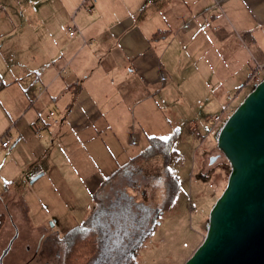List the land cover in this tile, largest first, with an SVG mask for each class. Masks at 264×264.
<instances>
[{
	"label": "crops",
	"instance_id": "crops-1",
	"mask_svg": "<svg viewBox=\"0 0 264 264\" xmlns=\"http://www.w3.org/2000/svg\"><path fill=\"white\" fill-rule=\"evenodd\" d=\"M22 1L0 0V96L15 91L18 108L11 117L0 102V223L5 192L16 202L9 196L21 184L46 175L40 160L49 139L63 146L65 161L56 169L68 192L65 164L106 161L101 171L74 176L92 192L109 163L127 156L130 137L139 142L133 109L154 88L212 76L244 87L254 70L249 56L264 66V0H97L91 12L84 0ZM73 24L80 34L71 37ZM157 32L163 35L155 38ZM5 234L0 226V241Z\"/></svg>",
	"mask_w": 264,
	"mask_h": 264
},
{
	"label": "rangeland",
	"instance_id": "rangeland-1",
	"mask_svg": "<svg viewBox=\"0 0 264 264\" xmlns=\"http://www.w3.org/2000/svg\"><path fill=\"white\" fill-rule=\"evenodd\" d=\"M26 2L22 1L24 4ZM1 18L3 19V16ZM11 20L19 24L20 18L16 16ZM19 48L21 55L26 57V50L22 49L21 45ZM7 57L13 61L18 55L10 53ZM250 60L251 66L256 68L259 62L253 61L249 56V62ZM261 72L262 80L263 68ZM208 78L205 82L168 80L161 87L154 88L151 99L133 109L136 118L134 123L137 126L134 135L136 139L139 138V142L132 145L131 138L134 136H131L130 146L124 144L127 156L114 159L111 165L109 163L110 170L104 173L106 179L130 162L132 157L149 146V137L152 135L172 139L169 169L177 176L180 190L168 209L161 210L165 187L160 156H156L149 163L134 161L135 166L113 179L120 189L126 184L129 185L126 186V191L134 197L136 203H144L148 208L158 210L157 217L154 218L156 225L152 224V229L149 226L145 233L139 225V213L142 209L139 208L133 213L135 239L130 243V247L134 249L135 264H184L202 243L209 212L226 187L229 163L225 156L227 165L216 175L213 174L210 182L197 177L204 166L206 153L215 145L217 147L216 136L222 125H214L212 120L218 115L228 118L250 92L254 83L261 80H250L244 87H235L234 82L226 84L215 76ZM15 99V91H8L0 96V102L11 117L18 115ZM30 115L31 112L26 118ZM38 115L43 114L40 112ZM44 146L40 166L46 175L32 185L25 182L21 184L19 180L17 183L21 184L19 191H22L28 203L30 216L37 218L38 222L50 220L65 233L81 223L94 205L92 192L81 187L79 177L85 178L92 172L101 171V167H107L106 161L83 164L71 161L70 165L65 164L61 170L67 169V175H71L73 180L72 192H68L67 187H62L63 181L56 169L65 161L60 157L64 154L63 146L58 143L52 147L51 139ZM135 169L136 171H133ZM76 175L79 177H74ZM130 179L131 181H128ZM119 221L120 224L132 222H128L127 218H121ZM105 222L102 220L103 228ZM114 240L120 247L122 234L119 239Z\"/></svg>",
	"mask_w": 264,
	"mask_h": 264
},
{
	"label": "water",
	"instance_id": "water-1",
	"mask_svg": "<svg viewBox=\"0 0 264 264\" xmlns=\"http://www.w3.org/2000/svg\"><path fill=\"white\" fill-rule=\"evenodd\" d=\"M216 144L229 163L227 184L184 264H264V78L224 122Z\"/></svg>",
	"mask_w": 264,
	"mask_h": 264
},
{
	"label": "flooded vegetation",
	"instance_id": "flooded-vegetation-1",
	"mask_svg": "<svg viewBox=\"0 0 264 264\" xmlns=\"http://www.w3.org/2000/svg\"><path fill=\"white\" fill-rule=\"evenodd\" d=\"M225 165L227 163L224 155L215 145L206 153L200 175L210 182L213 174L219 173ZM126 186L129 185L126 184L120 189L114 180L111 181L99 194V200L93 198L94 193L98 192L97 188L93 190L91 196L94 205L90 214L65 233L50 220L38 222L37 218L30 216L29 206L25 201L22 205L10 199L7 201L8 194L5 192L7 196L2 203L4 218L1 227L2 231L7 229V234L0 241V264H131L134 261V249L130 247V243L135 239L133 213L136 202L134 197L127 193ZM125 192L127 194L119 196ZM20 196H23L22 191L9 197L18 199ZM155 212L156 217L158 210ZM121 218L132 222L120 224ZM102 220L106 221L104 228ZM79 226L85 231L90 230L91 236L90 243L84 244L81 258L78 260L70 257L68 251L71 244L70 233ZM120 234L122 244L119 247L114 239H119ZM92 241H95L93 250ZM88 254L90 256L86 260Z\"/></svg>",
	"mask_w": 264,
	"mask_h": 264
},
{
	"label": "trees",
	"instance_id": "trees-1",
	"mask_svg": "<svg viewBox=\"0 0 264 264\" xmlns=\"http://www.w3.org/2000/svg\"><path fill=\"white\" fill-rule=\"evenodd\" d=\"M162 35H163L162 33L157 32L154 35V37L160 38V36H162ZM255 71H257V68H254V70L252 72L254 73ZM263 71H264V66H263ZM252 76H253V74L249 77V79L245 82V84H247L250 80H252ZM263 78H264V76H263ZM256 84L257 83H254V86L252 87V89L255 87ZM5 86L6 85L0 81V92L2 91V89L5 88ZM149 141H150V144L145 150H143L141 153H138L137 155L132 157L130 162H128L126 165H123L122 167H120L115 173H113L110 177L106 178L102 183H100L98 185V187L96 189L98 192H95L98 194L95 195V193H94V195H93V198L95 200H99V194L102 192L103 188L107 184H109L111 181H113V179H115L123 171L129 170L130 168L135 166L133 164L134 161H139L141 163H149L156 156H160L162 159V166H163V171H164V187H165V192H164L165 197L163 200V207L161 206V210L164 211L165 209H168V207L171 206V204L175 200V198H176V196L180 190V184H179L177 176L173 175L169 169V163L171 160L172 139L170 138V139L164 140V139H161L158 137H151V138H149ZM24 201L25 200L21 196L16 200V202L21 204V205L25 204ZM147 206L148 205H146L144 203H142V204L136 203V209H135V212L139 208L142 209V212L141 213L137 212V214L139 213V217L141 216V220L139 221V225L141 226V229L143 228L144 233L147 231V228L149 226L152 229L153 228L152 224L156 225V223H157L154 220V218L157 217V216L155 217V211L153 209L148 208ZM1 225H2V223H0V226ZM90 233H91L90 230L87 229V231H85L81 226L74 229L70 233L71 244L69 246V251H68L70 257L76 258L78 260L81 258V254H82L83 249H84V244L90 243V241H89V238L91 236ZM91 243L93 245L95 243V241H92ZM94 246L95 245H93L92 250L94 249ZM89 256H90L89 254H88V256H86V260L89 258ZM131 264H135V262L133 261Z\"/></svg>",
	"mask_w": 264,
	"mask_h": 264
},
{
	"label": "built area",
	"instance_id": "built-area-1",
	"mask_svg": "<svg viewBox=\"0 0 264 264\" xmlns=\"http://www.w3.org/2000/svg\"><path fill=\"white\" fill-rule=\"evenodd\" d=\"M96 1L97 0H84L81 5L83 7H85L89 12H91L92 11V8H93L92 7V4L95 3ZM224 1H226V0H217V4H220V3L224 2ZM187 25L188 24H186V26ZM77 34H80V32L77 30L76 26L73 24V26L69 28V35L71 37H74ZM84 43H87V42L84 40ZM262 68L263 67H260V70H257V71H255L253 73L252 80L254 82L259 81L261 79V77H262L261 69ZM161 81L162 82L165 81L164 76H161ZM230 99H232V98H230ZM54 116H55V113L54 112H51L50 113V117H54ZM226 120H227V118L225 116L218 115L212 121H213L214 125H217L218 126V125H223ZM55 123H58V120H56ZM37 133H40V130L39 129L37 130ZM135 143H136V140H135V138H133L132 139V144L134 145ZM10 145H11V143H10L9 140H5V141L1 142L2 148H8Z\"/></svg>",
	"mask_w": 264,
	"mask_h": 264
},
{
	"label": "snow or ice",
	"instance_id": "snow-or-ice-1",
	"mask_svg": "<svg viewBox=\"0 0 264 264\" xmlns=\"http://www.w3.org/2000/svg\"><path fill=\"white\" fill-rule=\"evenodd\" d=\"M162 139H167V137H162Z\"/></svg>",
	"mask_w": 264,
	"mask_h": 264
},
{
	"label": "bare ground",
	"instance_id": "bare-ground-1",
	"mask_svg": "<svg viewBox=\"0 0 264 264\" xmlns=\"http://www.w3.org/2000/svg\"><path fill=\"white\" fill-rule=\"evenodd\" d=\"M165 189V188H164ZM29 221V220H28Z\"/></svg>",
	"mask_w": 264,
	"mask_h": 264
}]
</instances>
